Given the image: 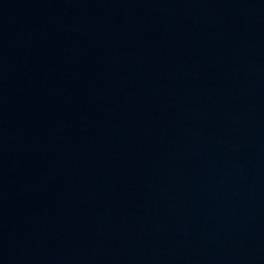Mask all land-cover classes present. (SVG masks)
I'll return each instance as SVG.
<instances>
[{"label": "water", "instance_id": "water-1", "mask_svg": "<svg viewBox=\"0 0 264 264\" xmlns=\"http://www.w3.org/2000/svg\"><path fill=\"white\" fill-rule=\"evenodd\" d=\"M0 264H264V0H0Z\"/></svg>", "mask_w": 264, "mask_h": 264}]
</instances>
